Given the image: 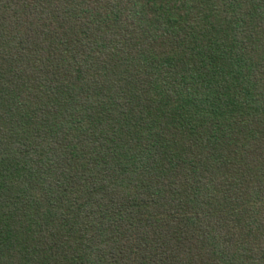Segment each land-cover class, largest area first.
Wrapping results in <instances>:
<instances>
[{
    "label": "trees",
    "instance_id": "1",
    "mask_svg": "<svg viewBox=\"0 0 264 264\" xmlns=\"http://www.w3.org/2000/svg\"><path fill=\"white\" fill-rule=\"evenodd\" d=\"M0 264H264V0H0Z\"/></svg>",
    "mask_w": 264,
    "mask_h": 264
}]
</instances>
